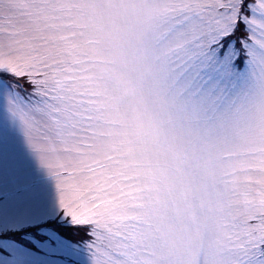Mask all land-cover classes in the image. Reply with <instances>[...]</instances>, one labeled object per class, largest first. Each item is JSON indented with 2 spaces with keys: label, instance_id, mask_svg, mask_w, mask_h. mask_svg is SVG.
<instances>
[{
  "label": "snow or ice",
  "instance_id": "obj_1",
  "mask_svg": "<svg viewBox=\"0 0 264 264\" xmlns=\"http://www.w3.org/2000/svg\"><path fill=\"white\" fill-rule=\"evenodd\" d=\"M0 118V264H264V0H0Z\"/></svg>",
  "mask_w": 264,
  "mask_h": 264
},
{
  "label": "rangeland",
  "instance_id": "obj_2",
  "mask_svg": "<svg viewBox=\"0 0 264 264\" xmlns=\"http://www.w3.org/2000/svg\"><path fill=\"white\" fill-rule=\"evenodd\" d=\"M0 142L3 143L5 151L20 166L25 174L33 180L48 197L54 195V182L46 173L38 167L35 158L31 155L24 143V137L18 126L10 124L0 118ZM70 264H89L88 254L81 250L77 256L72 258Z\"/></svg>",
  "mask_w": 264,
  "mask_h": 264
}]
</instances>
